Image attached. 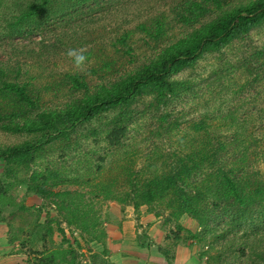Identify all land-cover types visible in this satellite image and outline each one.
I'll list each match as a JSON object with an SVG mask.
<instances>
[{
  "label": "trees",
  "instance_id": "obj_1",
  "mask_svg": "<svg viewBox=\"0 0 264 264\" xmlns=\"http://www.w3.org/2000/svg\"><path fill=\"white\" fill-rule=\"evenodd\" d=\"M223 2L180 0L171 9L170 16H164L163 13L150 23H137L135 30L154 40H164L166 32L172 30L170 25L176 24L185 28V31L166 42L156 54L140 64L130 67L111 60L108 65L104 64L105 67L102 64L94 68L95 74L105 70L104 74L98 75L100 81L88 80L78 73H67L68 88L74 95L68 97L62 107L32 112L31 109L36 108L42 100L41 91H33L27 83L6 80L5 77H9L8 73L12 70L0 64V124L3 129L29 135L22 143L0 147L4 179L13 178L20 166L37 163L35 157L45 156L46 153L41 152V148L58 139L66 140V147L70 148L68 141L72 133L87 127L90 133L86 137L93 142H104L97 150V158L88 153L83 155L82 161L85 163L74 165L69 170L72 176L67 174V168L63 166L49 171L46 181V176L42 177L41 182L37 181L41 173L32 175L28 178L29 182L28 179L21 181L37 195L53 197L54 202L58 203L57 213L80 229L84 237L87 235V241L90 238H103L105 232L100 229V213L90 211L84 191L72 188L77 182L82 187H91L97 200L129 203L135 209L145 204L155 211V215L170 212L174 220L187 214L201 230L198 233L188 232L185 239L207 240L204 254L222 241L218 253L210 257L213 263L223 260L222 254L226 251L238 256L247 249L254 256L249 260L250 264H264V172L257 166L264 164L263 100H257L259 115L252 120L257 131L262 129L260 136L255 130L242 129V123L252 124L250 116L245 117L247 113L243 118L242 114L237 117L229 113L228 117L233 120L227 122L225 114L217 115L213 111L214 115L208 111L189 121L192 129V135H187L189 143L178 136V131L173 138L169 136L167 140L152 142L149 157H160L158 165V161H153L151 165L136 170L134 157L137 152L129 150L123 153L124 158H119L123 161H118V166L128 191H118L104 181L96 185V181L92 182L93 178H89L92 172L102 168L101 163L108 161L109 155L114 152L113 148L126 145L130 126L136 124V127H143L139 120L147 112L153 114L152 117L160 123L156 129L167 134L172 129L178 130L179 124L187 123L189 119L180 121L179 117H175L184 116L186 108L178 112H175V108L185 97L197 93V86L194 85L199 83L189 78L177 79L174 75L191 68L205 53L218 52L232 41L264 26V0H238L237 3L224 6ZM26 3L18 11L17 18L14 16L12 22L4 27L6 37L41 30L49 22L62 23L61 20L67 17L75 18L83 13V8H93V3H98V0H29ZM207 15H210L207 20L200 21ZM129 37V33H125L117 42L125 45ZM117 42L115 40L114 43ZM132 50L129 46L126 54H133ZM85 54L99 63L98 56L92 51ZM256 62V65L250 62V68L245 64L241 72L245 78L251 74L254 76L250 81L252 84L264 79V64ZM13 72L19 74L18 69ZM245 82L248 83V79ZM223 84V88L228 89L219 91ZM233 85L221 82L218 84L220 88L213 87L211 93L215 94L216 89L218 94L228 92ZM76 91L80 93L76 95ZM259 93H264V88ZM236 94L237 91L232 93ZM144 97L148 99L142 110L139 105ZM15 116H21L23 124L14 125L11 118ZM241 118L242 121L239 120ZM198 140L202 141L200 145ZM147 141L151 142L149 138ZM130 155V161L128 158L124 160ZM65 185L68 187L63 191H54L55 187ZM10 186V181L0 182V210L7 203L3 198ZM35 216L39 217V212ZM49 222L41 227L47 229ZM176 227L181 229L178 223ZM177 242L184 243L182 237L175 236L173 249H169V252L174 251ZM169 252H163L166 259L172 258ZM76 256L74 250L68 247L62 253L52 251L39 264H55L57 261L74 264Z\"/></svg>",
  "mask_w": 264,
  "mask_h": 264
},
{
  "label": "rangeland",
  "instance_id": "obj_2",
  "mask_svg": "<svg viewBox=\"0 0 264 264\" xmlns=\"http://www.w3.org/2000/svg\"><path fill=\"white\" fill-rule=\"evenodd\" d=\"M28 1L0 0V64L12 70L8 73L9 77H5L6 80L27 83L33 91L37 89L41 91L42 100L36 108L31 109L32 112L62 107L67 103V98L74 95L68 88L67 73H78L86 76L88 80L100 81L98 75L104 74L105 70L95 74L94 68L102 64L108 65L111 60L118 62V65L125 63L130 67L133 64H140L156 54L166 42L172 41L185 31V28L176 24L170 25L172 30L166 32L167 36L164 40H154L145 33L135 30L137 23H148V21L150 23L163 13L164 16H170L173 7L180 0H98V3H93V8H83V13L75 18H64L61 20L62 23L53 22L55 26L52 28H49L52 25L49 22L41 30L20 32L14 37H6L4 27L12 22L14 16L19 15L18 11ZM237 1L224 0L223 6ZM209 16L202 17L200 21L207 20ZM125 33H129L130 37L127 44L122 45L117 39ZM115 40L117 44L114 43ZM129 46L134 50L130 55L126 54ZM69 49L92 51L100 61L98 63L90 57L84 71H79L67 55ZM256 61L264 64V26L232 41L218 52L205 53L191 68L174 75L177 79L189 78L199 83L194 85L197 86V93L185 97L175 108V112L183 107L186 108L184 116L175 115V117H179L180 121L183 118L189 119L187 123L179 124L178 130L172 129L167 134L161 129H156L160 123L156 122L150 112L142 115L141 118L139 116V122L143 127H136V124L130 126L126 145L113 148L112 156L109 155L108 161L101 163L102 168L92 172L89 178H93L92 182L96 181V185L104 181L106 185L114 186L118 191H128L126 180L118 166V161H123L119 159L124 158L123 153L129 150L137 152V156L134 157L136 170L151 165L153 161H158V165L161 161L160 157L154 159L152 156L149 157L152 142L167 140L169 136L173 138L178 131V136L189 143L190 138L187 135H192L189 121L197 119L198 114L209 113L208 111H212L214 115L225 114L227 117L225 121L231 122L233 119L228 117L229 113L237 117L242 114V118L247 113L245 117L250 116L249 121L252 123V120L259 115L257 100L264 101V93H259V90L264 88V79L260 83L252 84L250 81L254 76L251 74L245 78L241 72L244 71L245 64L250 68V62L255 64ZM17 69L19 74L13 72ZM105 76L109 75L105 74ZM245 79L249 82H245ZM221 82L234 84L230 88L231 93L228 91L218 94L219 91L228 89V87L223 88V84L222 89L218 91L220 88L218 84ZM215 86H218V89L212 94L211 90ZM234 91H237L236 95H232ZM74 93L78 95L80 92ZM147 99L148 97H144L143 102H140V109L144 110L143 105ZM171 112L173 114L172 110ZM242 118L239 120L242 121ZM22 120L21 116L11 118L14 125L23 124ZM241 127L255 130L258 136L261 135L262 129L257 131L253 123H242ZM89 133L87 127L72 133L68 141L70 148L66 147V140L60 139L44 146L41 152H46L45 156L37 155L38 157L34 159L37 163H30L27 167L20 166L15 171V176L8 180L4 179L2 172L4 161L0 160V182L11 183L8 193L3 198L7 203H4L0 210V264H39V261L50 255L52 251L62 253L68 247H71L77 255L74 264H124L125 261L130 264L138 259L148 263L147 261L155 260L156 257L160 260L164 259L163 252L173 249L172 244L177 235L182 237L184 243H176L174 251L169 252L172 258H167L165 263L154 262L157 264H250L249 260L254 256H251L247 249L238 256L226 251L222 254L223 260L213 263L210 257L218 253L222 241L204 254L208 245L207 240L185 239L188 232L198 233L201 230L197 222L187 214H182L178 220H174L170 212L164 211L155 215V211L145 204L135 209L129 203H119L110 199L97 200L91 187H82L81 183L77 182L72 188L84 191L90 211L92 210L94 214L100 213V229L105 232V237L93 238V240L90 238L87 241L89 238L87 235L84 237L80 229L69 224L57 213L58 203L54 202L53 197L52 199L37 195L31 189L28 190L26 184L21 181L37 173H41L38 182H41L44 176L46 181L49 171L52 172L55 168L60 169L63 166L67 168V174L72 176L69 170L76 164L85 163L82 161L85 154L96 157L98 148L104 145L103 141L93 142L91 138L86 137ZM28 138V133L6 130L0 124V147L19 144ZM147 138L151 142L147 141ZM141 140L142 142L138 144ZM198 142L200 145L202 141L198 140ZM130 157L131 155L124 160L128 158L130 161ZM257 166L264 172V164ZM67 187V185L58 186L54 191H63ZM37 212L39 217L35 216ZM109 214L113 216L112 223L107 217ZM48 221L50 225L47 229H43L41 225H45ZM177 223L181 227L180 230L176 227ZM109 232L114 233L112 237H116L114 236L116 232L117 234L120 232L121 240L125 239L129 245L114 247L116 243L109 244L111 242L110 238L108 239L111 237ZM55 264L66 263L57 261Z\"/></svg>",
  "mask_w": 264,
  "mask_h": 264
},
{
  "label": "clouds",
  "instance_id": "obj_3",
  "mask_svg": "<svg viewBox=\"0 0 264 264\" xmlns=\"http://www.w3.org/2000/svg\"><path fill=\"white\" fill-rule=\"evenodd\" d=\"M85 49H69L68 57L72 60L74 67L79 71H84L89 63V57L85 54Z\"/></svg>",
  "mask_w": 264,
  "mask_h": 264
},
{
  "label": "crops",
  "instance_id": "obj_4",
  "mask_svg": "<svg viewBox=\"0 0 264 264\" xmlns=\"http://www.w3.org/2000/svg\"><path fill=\"white\" fill-rule=\"evenodd\" d=\"M110 216V217H109ZM107 217L110 219V221H111V223L113 222V216L112 215H107ZM112 229H114V228H112ZM109 234V236H111V237H108V239L110 238V240H111V242H109V244H115L116 243V245H114V247H116V246H119V245H121V246H123V247H127V245H129L128 243H127V241H125V239H122L121 240V233L119 232V234H117V232H116V235H114V236H116V237H112L113 236V234L114 233H111V232H109L108 233ZM125 242H126V244H125ZM126 251V250H125ZM156 257V256H155ZM158 257H156V259L154 260H149V261H147L148 263H146L143 259L142 260H136L137 262H140L141 264H157L156 262H154V261H160V263H165V262H167V259H162V260H160V259H158ZM181 260V259H180ZM136 261H133V262H131L130 264H132V263H134V264H138ZM151 261V262H150ZM182 261V260H181ZM184 261V260H183ZM124 264H128V263H126V261L124 262ZM187 264V263H186Z\"/></svg>",
  "mask_w": 264,
  "mask_h": 264
}]
</instances>
